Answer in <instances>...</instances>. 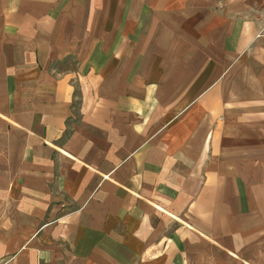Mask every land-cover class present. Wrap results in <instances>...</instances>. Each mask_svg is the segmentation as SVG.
<instances>
[{
	"label": "crops",
	"instance_id": "0c3cea01",
	"mask_svg": "<svg viewBox=\"0 0 264 264\" xmlns=\"http://www.w3.org/2000/svg\"><path fill=\"white\" fill-rule=\"evenodd\" d=\"M264 0H0V264H264Z\"/></svg>",
	"mask_w": 264,
	"mask_h": 264
},
{
	"label": "built area",
	"instance_id": "2783aa9c",
	"mask_svg": "<svg viewBox=\"0 0 264 264\" xmlns=\"http://www.w3.org/2000/svg\"><path fill=\"white\" fill-rule=\"evenodd\" d=\"M260 35H264V27H263V29H262Z\"/></svg>",
	"mask_w": 264,
	"mask_h": 264
}]
</instances>
